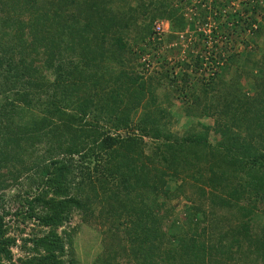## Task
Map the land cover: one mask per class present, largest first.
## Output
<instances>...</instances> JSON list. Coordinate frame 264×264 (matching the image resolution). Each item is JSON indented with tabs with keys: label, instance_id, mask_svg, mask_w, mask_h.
<instances>
[{
	"label": "trees",
	"instance_id": "obj_1",
	"mask_svg": "<svg viewBox=\"0 0 264 264\" xmlns=\"http://www.w3.org/2000/svg\"><path fill=\"white\" fill-rule=\"evenodd\" d=\"M100 4L83 0L71 13L63 0L0 4V169L13 161L21 164L14 174L0 172V264H71L74 229H57L74 213L80 221L96 218L106 227L108 242H101L95 264H233L229 261L237 255L248 264H264V54L254 62L235 46L247 45L240 35L251 29L255 6L247 18H239L221 9L225 0H210L209 7L200 3L184 16L188 0H138L127 7L128 17L108 8V0ZM149 5L162 8L170 39L188 35L186 26H193L190 61L175 60L178 73L165 69L162 74L168 85L179 80L190 86L194 106L186 116L214 112L212 126L172 134L151 92L143 100L150 78L139 80L133 71L113 74L107 65L129 49L121 29L136 20L133 9L145 12ZM208 18L213 25L206 32ZM80 23L86 32L74 36ZM234 64L240 73L244 65L257 69L249 75L250 96L234 78L219 75ZM195 87L201 89L202 105ZM206 94L214 100L205 102ZM137 106L142 109L131 122L130 111ZM90 157L94 176L84 164ZM22 171L29 184L5 199ZM177 177L172 190L168 182ZM185 184L197 197L186 196L188 214L183 227L174 229L157 212L170 192L171 197L183 193L177 189ZM8 215L16 233L9 234ZM121 215L130 217V227L120 229L119 238L114 232ZM208 222L213 229L222 227L215 241L212 231L204 235ZM211 252L221 261L208 259Z\"/></svg>",
	"mask_w": 264,
	"mask_h": 264
},
{
	"label": "rangeland",
	"instance_id": "obj_2",
	"mask_svg": "<svg viewBox=\"0 0 264 264\" xmlns=\"http://www.w3.org/2000/svg\"><path fill=\"white\" fill-rule=\"evenodd\" d=\"M3 1V0H2ZM1 1V2H2ZM41 2H45L46 0H40ZM107 0H100L102 4H105ZM109 6L111 10L114 12L128 15L129 7H133L138 0H108ZM146 0H144L145 2ZM186 0H184L185 2ZM190 5L187 6V9L185 10L184 16L190 15L191 10H196L198 4L201 3V6L203 7H209L210 0H188ZM0 2V4H1ZM66 2V3H65ZM83 0H63V7H68L69 12L77 11V6L82 5ZM100 4V5H102ZM55 7L56 5L53 4ZM255 6L254 11V18L255 21L251 23V29H244V33H241V38H243L247 45L244 46L242 42L237 43L236 50L243 52H248L250 54V58L254 62H260L262 54H264V0H225L224 7H221V9H224L228 14H232L234 17L238 16L239 18L244 17L247 18L248 14L251 13V8ZM62 7V4H61ZM57 10H60V8L57 7ZM62 10V9H61ZM80 12L83 11V8L79 10ZM134 12L137 14L135 15L136 20L131 21L128 20V27L122 28L121 33L125 37V40L128 45V50H120L119 53L120 56L110 60H107V65L109 63L110 68L112 67V73H116L120 70L123 72H134L136 73L139 80H146L150 78L149 82V88L148 91L145 92L143 100L145 98H148L149 93L152 94L153 98L152 101L157 105V108L164 109L165 115H163V118L161 119V122H164V127L171 132L172 134H175L177 136H183L186 134L187 130L189 131H197L200 129V124L212 126L214 124V121L217 120L216 115L213 114L211 116H197L194 115V112H192L189 116H186V113L190 111V108L194 106V103L192 102V98L189 95L190 86L180 84V81L177 80L175 85H168L167 81H165V77L162 74L165 69H167L168 73H178V66L175 65V60H184L186 62L190 61V58L186 56L187 49L190 52L191 49L188 47V40L190 39V34L192 33L191 30L193 29V26H190L189 24L185 28V32L188 33V35L183 36L179 33L178 36H180L178 39L168 38L167 35L170 30L169 22L166 19L161 18V11L162 8L159 7L157 9L152 7V5L147 7V10L144 12V9L142 8H135L133 9ZM2 11H0V15ZM60 14L62 11H59ZM144 12V14H143ZM130 15V12H129ZM128 15V17H129ZM92 19L94 17H91ZM208 25L205 26V31L208 32L209 26L213 25V21L209 19ZM243 21V20H242ZM155 23H160L161 28L163 29L159 35L155 34H149L147 33L149 30L153 32V27ZM81 23L77 26L76 31H73L72 34L74 36H80L79 32L84 33L86 32V29L84 31ZM89 31V30H88ZM149 36V37H148ZM157 37V38H156ZM159 38V39H158ZM254 40V42H253ZM255 43V44H254ZM178 48L177 55H173L172 52H177L176 49ZM115 52V48H111ZM131 52L134 53L135 58L131 56ZM195 52V50H194ZM193 53V52H192ZM110 61V62H109ZM264 62V61H263ZM248 63V62H247ZM258 64V63H257ZM230 66L227 71L222 70L219 75L223 79H230L231 77L234 78L233 82L234 84H240L243 88L244 93L250 94L249 84L251 83V77H249L250 73L256 75L258 74L257 69L254 68V66L250 65H244L241 68L243 69V72L240 73V65L238 67ZM264 68V64H263ZM166 71V70H165ZM244 74H246L244 76ZM107 76V75H106ZM105 75H102V77H106ZM201 90V89H200ZM200 90H198L196 87L193 89V93L200 96V104L204 103L202 101V96L200 93ZM222 92V90H221ZM214 93V92H213ZM216 94V92H215ZM207 98L205 102L214 100V97H210L211 94H206ZM209 97V98H208ZM208 101V102H209ZM210 104L213 106V102H210ZM196 105V104H195ZM149 107H153L152 105ZM213 107H211L210 110H212ZM142 107L137 106L134 111H130L129 117L131 118V122L135 121V118L141 111ZM216 109H219V106ZM223 118V117H222ZM220 118V119H222ZM107 123H105L104 126H106ZM246 123L243 122L242 126L239 127L240 131H244L243 126ZM132 125V123H131ZM135 131V130H134ZM136 132V131H135ZM135 135H138V133H135ZM144 138V137H143ZM208 141L212 143L211 140V131L208 132ZM146 142L150 143L151 139L144 138ZM43 144H40V147ZM33 156V155H32ZM94 159L90 157L89 162H85L84 164L88 166V169L92 173V176L96 175V171L91 170V167L93 165ZM25 163H28L26 160ZM21 164L17 163L15 161L10 162L6 169H0V172L6 173V174H14L17 170H20ZM93 171V172H92ZM30 173V172H29ZM181 176V174H180ZM180 177H177L176 179L170 180L168 182L169 188L172 190H176L174 187L175 185L180 182ZM186 182H191L186 181ZM27 184H29L28 180V174L26 171H22V173L18 177V181L16 184H14L13 189L5 191L6 198L10 199L15 192L22 191L24 188L27 187ZM180 192V194H175L171 197V194L173 192H170V198L165 201L164 205H161V207L158 210V214H165V219L168 222H171L174 226V229L183 227V222L185 221V216L188 214L187 209L188 205L190 204V201L187 200L186 196H189L192 200L196 199L197 195L193 194L192 192H196L194 187L188 186V184H185L181 186L179 189H177ZM14 192V193H13ZM149 195V194H148ZM198 200V199H197ZM200 201V198H199ZM3 204V203H2ZM209 202L205 199L202 202L204 212L207 213V210ZM166 208H169L167 213L165 212ZM78 213H74L73 219L69 220L66 224L61 225L57 231L61 232V230L64 231H70L71 226L74 229V232L70 236L71 244H70V260L71 264H95L97 263V256L99 255L100 250L102 247V241L108 242L107 235L108 232L105 230V226H101L99 221H97L96 218H87L86 220H79L77 217ZM130 217L127 215H121L119 218V222H122L121 226L119 227L118 232H114L115 236H118L120 238L121 232L120 229L122 228H129L130 222L128 221ZM195 218H199L198 215H195ZM6 222L9 224V234L16 233L17 230H15L12 226L15 223L14 217L8 215L5 217ZM166 222V221H165ZM166 222V223H168ZM207 228L205 230L204 235L206 236L207 233L209 234L212 231V235L210 236V240L215 241L214 237L216 236V232H218V228H222L221 226H217L213 229V224L210 226L209 222L206 223ZM31 226V224H30ZM25 227V226H24ZM105 227V228H104ZM28 228V227H26ZM130 230V229H129ZM225 230V229H224ZM223 230V231H224ZM24 233H27V230H24ZM23 233V235H24ZM204 236V237H205ZM104 238V239H103ZM206 239V238H205ZM165 240V239H164ZM175 242V241H172ZM235 247H233L232 250H234ZM15 251V256L19 254V251L17 248H13ZM203 251H209L204 248ZM119 253V252H118ZM117 253V254H118ZM211 255L208 257V259H218L221 261V257H216V255L211 252ZM237 259L233 261H229L230 263L235 264H248L247 260L248 258L244 259V256L237 255ZM116 260H120L121 256L116 255Z\"/></svg>",
	"mask_w": 264,
	"mask_h": 264
},
{
	"label": "built area",
	"instance_id": "obj_3",
	"mask_svg": "<svg viewBox=\"0 0 264 264\" xmlns=\"http://www.w3.org/2000/svg\"><path fill=\"white\" fill-rule=\"evenodd\" d=\"M162 30H163V29L161 28L160 23H159V24H158V23H155V24H154V27H153V33H154L155 35H159V34L161 33ZM208 32H209V29H208Z\"/></svg>",
	"mask_w": 264,
	"mask_h": 264
}]
</instances>
